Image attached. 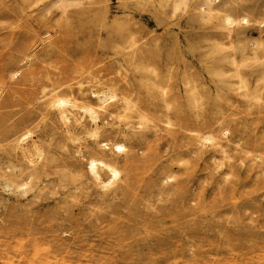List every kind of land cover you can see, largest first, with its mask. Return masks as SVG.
<instances>
[{"label":"rangeland","instance_id":"374dc122","mask_svg":"<svg viewBox=\"0 0 264 264\" xmlns=\"http://www.w3.org/2000/svg\"><path fill=\"white\" fill-rule=\"evenodd\" d=\"M181 1L0 0V264H264V0Z\"/></svg>","mask_w":264,"mask_h":264},{"label":"bare ground","instance_id":"6f19581e","mask_svg":"<svg viewBox=\"0 0 264 264\" xmlns=\"http://www.w3.org/2000/svg\"><path fill=\"white\" fill-rule=\"evenodd\" d=\"M63 0H56V3L58 2V3H61ZM206 1V3H207V10L208 11H212V7H210V5L209 4H211L210 2H211V0H205ZM66 2H67V0H66ZM180 2V1H179ZM181 2H183V0L181 1ZM34 3V2H33ZM69 3V2H68ZM31 4V3H30ZM51 4H53V3H51ZM175 4V3H174ZM65 5V4H64ZM61 6H63V4L62 5H60V7ZM66 7V6H65ZM175 7V6H174ZM63 8V7H62ZM67 8V7H66ZM66 8L64 9L65 11H67L66 10ZM203 10H205V9H203ZM216 10V9H215ZM65 11H64V13H65ZM210 11V12H211ZM67 12H69V11H67ZM204 12V11H203ZM61 13V12H60ZM88 13V12H87ZM86 13V14H87ZM91 13V12H90ZM62 15V14H61ZM64 15V14H63ZM65 15H67V14H65ZM88 15V14H87ZM60 16V15H59ZM68 16V15H67ZM60 17H62V16H60ZM63 17H65V16H63ZM105 18H107L106 16H104ZM55 18V17H54ZM65 20V19H64ZM56 22V21H55ZM245 23V22H247V18H245L244 16H242V17H240V18H235V17H232V16H230V15H228V14H225L224 16H222V18H221V23H220V25H221V27H225V28H230L229 26H232L234 23ZM117 27V26H116ZM99 29V28H98ZM116 30V29H115ZM130 30V29H129ZM129 33V32H128ZM110 34V33H109ZM121 34V38H119V43L121 44V47L124 49V48H126V45H127V38H128V34H126V32L125 31H123V32H121L120 33ZM130 34V33H129ZM111 35V34H110ZM132 36V35H131ZM114 44V43H113ZM135 44V43H134ZM115 46V45H114ZM21 47V46H20ZM30 48V47H29ZM28 50V49H27ZM34 52V51H33ZM26 54V53H25ZM117 54V53H116ZM24 55V54H23ZM30 56H33L32 54H29ZM26 56V55H25ZM27 57V56H26ZM231 57V56H230ZM128 58V57H127ZM23 59V58H22ZM111 60V59H110ZM233 60H234V58H233ZM234 63V62H233ZM5 67V66H4ZM18 68V67H17ZM2 69V68H1ZM11 69H13V68H11ZM78 69V68H77ZM9 71V70H8ZM12 71V70H11ZM98 71V70H97ZM97 71H94V73L95 72H97ZM101 71V70H100ZM19 71H17V69L16 70H14L13 72H11V78H13V77H15V78H21V76L22 75H19L20 73H18ZM36 72V71H35ZM22 73V72H21ZM29 76L30 75H32V74H34V70L33 69H29L27 72H26ZM10 74V73H9ZM24 74V73H23ZM27 75V76H28ZM95 75V74H94ZM97 76H99V75H97ZM93 77H95V76H93ZM100 77V76H99ZM29 78V77H28ZM96 78H98V77H96ZM101 78V77H100ZM102 79V78H101ZM111 79V78H110ZM124 80H125V78H124ZM97 81V80H96ZM99 81V80H98ZM82 82V81H81ZM81 82H77V90H78V92H82L83 91V87H82V83ZM103 82V81H102ZM113 82V81H112ZM127 82V81H126ZM94 83V82H93ZM114 83H116V82H114ZM128 83V82H127ZM126 83V84H127ZM53 84H55V86L50 90L51 92L52 91H54V92H56L55 90L56 89H61V86H62V83L60 84V83H55V82H52V85ZM64 84V83H63ZM159 84V83H158ZM116 86V84L114 85V87ZM88 87H89V85H88ZM93 87V86H92ZM91 86L89 87L90 89L92 88ZM121 87V86H120ZM115 89V88H114ZM73 90L74 89H70V91L71 92H73ZM91 94H92V96H96L97 97V100H99L100 102H101V104L103 103H107V102H109L110 100H112L115 96H116V93L114 92V90L112 89V88H110V90H109V88L108 89H103V90H93V89H91ZM49 94H50V92H49ZM48 94V95H49ZM72 94V93H71ZM120 94V93H119ZM118 94V95H119ZM126 94V93H125ZM44 95H47L46 93L44 94ZM53 96V95H52ZM64 95H62V96H59V95H57L56 93H55V95H54V98L52 97V99H50V101L47 99V105H54V107H56V111H57V113H58V115L61 117V118H63V119H66V115H65V106L66 105H76L75 104V99H78V98H74V97H71V96H68V98L67 97H63ZM65 96H67V95H65ZM126 96V95H125ZM125 96L124 97H122L123 99H126V101L128 100L127 98H125ZM121 97V96H120ZM128 97V96H127ZM44 98V97H43ZM42 98V99H43ZM130 98V97H129ZM39 99H41V98H39ZM38 99V100H39ZM41 99V100H42ZM44 100V99H43ZM125 101V102H126ZM97 102V101H96ZM116 103V102H115ZM128 103V102H127ZM126 103V104H127ZM83 105V104H82ZM166 105H168V104H166ZM91 106V105H90ZM133 106V105H132ZM132 106H130V107H132ZM169 106V105H168ZM136 107V106H135ZM168 108V107H167ZM166 108V109H167ZM83 109V108H82ZM86 109V108H85ZM137 110V109H136ZM168 110V109H167ZM87 111H88V113L90 114V118H92V119H94L95 117H96V111L95 110H93V108L91 109V108H87ZM81 115V114H80ZM140 115V114H139ZM138 115V116H139ZM142 116V115H141ZM27 117V116H26ZM136 117V116H135ZM184 117V116H183ZM97 118V117H96ZM137 118H139V117H137ZM35 121V120H34ZM129 122H131V121H129ZM128 122V123H129ZM169 123V122H168ZM31 124H32V122H31ZM126 124H127V122H126ZM155 127V126H154ZM94 128H96V127H94ZM26 131V130H25ZM121 131V130H120ZM155 131H157V130H155ZM32 132V131H31ZM122 132V131H121ZM15 133H18L17 131L15 132ZM14 133V134H15ZM96 133V132H95ZM125 133V132H124ZM146 133V132H145ZM145 133H140V136L138 135L137 137H135V139L137 140L138 138L139 139H142V138H144V136H145ZM26 135H28V132H22V134H20V135H18L17 137H16V143H18L19 142V140H21V139H23V138H25L26 137ZM128 135V134H127ZM153 136V135H152ZM10 138H11V136H10ZM28 138V137H27ZM129 139V138H128ZM7 140H8V138H7ZM131 140V139H130ZM34 141V140H33ZM35 144H36V142H35ZM193 144V143H192ZM101 145H106V143L104 142V143H102ZM133 146V145H132ZM136 146V145H135ZM111 150H113L114 152H122L123 150H125L124 149V146H123V143L121 144V142L120 143H113L112 145H111ZM196 150H198V149H196ZM104 151V150H103ZM117 154V153H116ZM125 154H126V152H125ZM128 154V153H127ZM126 154V155H127ZM11 155V154H10ZM100 156V155H99ZM101 157V156H100ZM133 157V156H132ZM135 157V156H134ZM15 158V157H14ZM106 158V157H105ZM116 158V157H115ZM125 158V157H124ZM128 158V157H127ZM130 158V157H129ZM128 158V159H129ZM108 161H112V160H108ZM130 161V160H129ZM32 162V161H31ZM34 162V161H33ZM8 163V162H7ZM118 163V162H117ZM128 163V162H127ZM87 168H88V171L90 172V174H92L93 175V177L96 179V180H98L100 183H102L104 186L105 185H109V184H111V185H113L112 184V182L115 180V178H117L118 177V174H119V170L116 168V166H114V165H112V164H110L109 162H107V161H105V160H103L102 158L100 159H95V158H90L88 161H87ZM35 165V164H34ZM126 165V164H125ZM27 167H29V166H27ZM102 167H104V168H106V170H107V172L109 173V176H108V178H107V180L106 181H103V180H101V176H100V173H99V171H98V169L99 168H102ZM35 168V167H34ZM34 168H32V169H34ZM129 168V167H128ZM127 170V169H126ZM30 173H31V171H29ZM28 173V172H27ZM87 174H89V173H87ZM30 175V174H29ZM169 177V176H168ZM165 179V178H164ZM13 181V180H12ZM26 182V181H25ZM29 182V181H28ZM93 182H94V180H93ZM97 182V181H96ZM96 184V183H95ZM22 185V184H21ZM100 186V185H99ZM106 187V186H105ZM110 187V186H109ZM118 187V186H117ZM120 187V186H119ZM86 188V187H85ZM25 190V189H24ZM121 190V189H120ZM26 192V191H25ZM105 192V191H104ZM98 194V193H97ZM100 195V194H99ZM102 195V194H101ZM118 198V197H117ZM146 198V197H145ZM147 200V199H146ZM112 213V212H111ZM18 220V219H17ZM17 222V221H16ZM96 222V221H95ZM94 222V223H95ZM9 223V221L7 222V224ZM18 223H20L21 224V222L19 221V222H17L16 224H14L16 227H17V225H18ZM19 224V225H20ZM95 224H97V223H95ZM18 225V226H19ZM93 228V227H92ZM68 229V228H67ZM66 229V230H67ZM69 229H71V228H69ZM89 229H91V227H89ZM92 230V229H91ZM89 232V231H88ZM161 240V239H160ZM164 242V241H163ZM162 241H158V240H156L155 242H154V244L155 243H158V244H160L161 245V243H163ZM158 244L156 245V246H158ZM165 244V243H164ZM159 245V246H160Z\"/></svg>","mask_w":264,"mask_h":264}]
</instances>
